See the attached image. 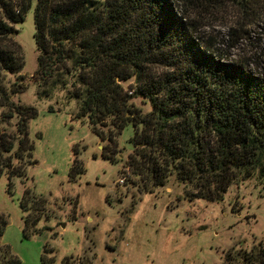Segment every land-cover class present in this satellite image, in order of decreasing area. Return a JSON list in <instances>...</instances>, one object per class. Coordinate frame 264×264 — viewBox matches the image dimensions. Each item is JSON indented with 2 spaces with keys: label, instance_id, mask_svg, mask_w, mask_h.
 Segmentation results:
<instances>
[{
  "label": "trees",
  "instance_id": "trees-1",
  "mask_svg": "<svg viewBox=\"0 0 264 264\" xmlns=\"http://www.w3.org/2000/svg\"><path fill=\"white\" fill-rule=\"evenodd\" d=\"M231 1L243 14L250 9L251 0ZM222 3L0 0V74L23 71L21 46L7 41L18 34L16 24L34 6L39 86L67 91L79 103L76 117L102 141L100 128L120 136L133 127V152L124 168L138 180L137 188L152 193L172 179L188 201L213 203L236 181L254 178L264 193V62L256 64L255 73L243 63L223 61L214 44L199 35L206 13ZM229 34L226 45L233 48L238 31ZM43 91L39 95L48 96ZM133 99L142 100L150 111L134 108ZM13 109L19 118L16 135L0 130V178L7 176L8 192L11 179L25 174L22 161L31 163L27 122L37 116L33 108ZM111 139L108 135L105 140ZM106 155L102 152L104 159L118 161ZM83 173V163L76 159L70 180ZM32 205L33 212L44 210ZM21 208L29 209L27 200ZM35 214L24 219V239L35 234L30 231L41 220ZM7 225L0 215V238ZM43 253L42 264L54 262L45 256L53 253L47 246ZM0 264H20L1 243ZM61 264H74L73 257ZM223 264H264V247L260 243L247 253H229Z\"/></svg>",
  "mask_w": 264,
  "mask_h": 264
},
{
  "label": "rangeland",
  "instance_id": "rangeland-1",
  "mask_svg": "<svg viewBox=\"0 0 264 264\" xmlns=\"http://www.w3.org/2000/svg\"><path fill=\"white\" fill-rule=\"evenodd\" d=\"M222 1L206 13L199 35L214 44L223 61L243 63L258 73L256 64L264 62V0H251L246 14L231 0ZM33 9L7 41L21 46L23 71L0 74V130L16 135L15 105L37 112L27 122L33 151L30 164L22 161L25 174L11 179L10 192L7 176L0 178V215L8 223L0 243L11 248L20 264H42L44 246L53 251L46 258L54 259L46 264L69 257L74 264H223L229 253H247L260 243L264 247V193L254 178L236 181L213 203L188 201L172 179L152 193L135 186L138 180L124 168L133 152V127L120 136L100 128L102 141L76 117L79 103L67 91L39 86ZM235 30L237 44L228 48ZM43 90L48 96H40ZM131 104L143 114L150 111L140 99ZM108 135L111 140H105ZM102 152L118 161L104 159ZM76 159L84 173L71 181ZM25 200L29 209L23 210ZM32 204L44 210L33 212ZM34 213L41 220L30 231L35 234L24 239V219Z\"/></svg>",
  "mask_w": 264,
  "mask_h": 264
}]
</instances>
